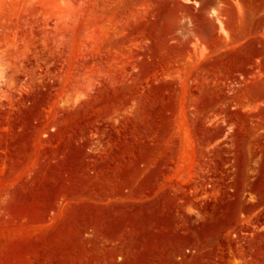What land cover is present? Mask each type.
<instances>
[{"label": "rangeland", "instance_id": "obj_1", "mask_svg": "<svg viewBox=\"0 0 264 264\" xmlns=\"http://www.w3.org/2000/svg\"><path fill=\"white\" fill-rule=\"evenodd\" d=\"M216 1L0 0V264H264V63Z\"/></svg>", "mask_w": 264, "mask_h": 264}, {"label": "crops", "instance_id": "obj_2", "mask_svg": "<svg viewBox=\"0 0 264 264\" xmlns=\"http://www.w3.org/2000/svg\"><path fill=\"white\" fill-rule=\"evenodd\" d=\"M207 16L217 33L204 42L233 48L235 58L250 62L251 67L256 62L264 63V0H217ZM249 77H255L250 89H264V68L253 69Z\"/></svg>", "mask_w": 264, "mask_h": 264}]
</instances>
